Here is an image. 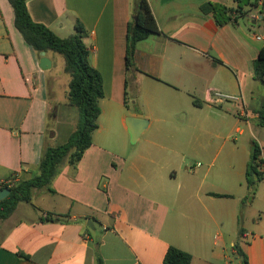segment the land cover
Returning <instances> with one entry per match:
<instances>
[{
    "label": "crops",
    "instance_id": "1",
    "mask_svg": "<svg viewBox=\"0 0 264 264\" xmlns=\"http://www.w3.org/2000/svg\"><path fill=\"white\" fill-rule=\"evenodd\" d=\"M149 2L160 33L138 43V71L127 74L131 0H27L32 19L61 38L84 25L104 98L81 161L62 166L54 192L34 190L0 221V264H164L170 247L191 254V264H241L238 250L248 264H264V178L254 195L246 183L253 142L264 146V126L253 129L264 97L253 69L264 46L261 15L220 26L201 5L231 0ZM46 56L43 70L10 2L0 0V189L36 176L44 150L64 144L63 128L79 121L68 104L71 78L61 86L64 60ZM216 91L241 99L211 101ZM129 116L148 120L142 135L153 128L192 137L126 142ZM232 122L238 142L202 139ZM111 131L123 142L105 140Z\"/></svg>",
    "mask_w": 264,
    "mask_h": 264
},
{
    "label": "trees",
    "instance_id": "2",
    "mask_svg": "<svg viewBox=\"0 0 264 264\" xmlns=\"http://www.w3.org/2000/svg\"><path fill=\"white\" fill-rule=\"evenodd\" d=\"M14 10L15 27L24 40L30 45L38 56L42 52L56 53L63 57L64 71L71 78L68 90V104L79 111V121L75 131L67 142L56 147L44 150L39 172L29 180L21 181L13 187H8L11 193L0 202V221L9 218L20 202H30L34 190L47 189L54 192L51 184L60 173L64 164L76 166L83 158L85 152L92 145L93 133L98 129V118L101 114L100 101L104 98L103 80L98 70L90 63V53L84 42L86 29L78 22L75 26L76 34L61 38L47 26L36 23L28 10L27 0H8ZM233 7L206 2L201 5L203 14H212L220 26L228 22H236L239 16H246V7L251 5V0H231ZM257 2L258 0H254ZM132 17L128 24L126 72L131 74L138 71L135 64V51L139 42L152 35H158L160 28L153 14L149 0H131ZM264 27V9L260 11ZM137 18V19H135ZM255 78L264 85V46L260 49L258 57L253 61ZM57 107L49 114L56 117ZM258 123L264 126V97L257 111ZM264 178V161L261 158V147L256 141L252 145V153L246 171V183L252 195L256 194ZM215 196H220L215 194ZM238 255L243 257L242 264H248L246 254L238 250ZM192 255L170 247L165 255L164 264H191Z\"/></svg>",
    "mask_w": 264,
    "mask_h": 264
},
{
    "label": "rangeland",
    "instance_id": "3",
    "mask_svg": "<svg viewBox=\"0 0 264 264\" xmlns=\"http://www.w3.org/2000/svg\"><path fill=\"white\" fill-rule=\"evenodd\" d=\"M251 5L246 7L247 9V14H251L252 12L255 14H260V11L262 10L260 5H259V1L255 2L254 0H251ZM257 32L264 37V27L262 24L257 26ZM261 45H264V40L260 41ZM59 59L60 61L63 62V57L61 55H59ZM61 86H64V84L66 83V80H69V75L65 74V73H61ZM241 99V97H239ZM132 105H130L131 107ZM132 109V108H131ZM79 112V111H78ZM233 116H235L236 119H238L240 121V123L238 124V127H240V129H245V119L241 118L240 116H238L237 113L234 112ZM72 117V121L74 119L73 115H71ZM80 117V116H79ZM232 124H234V122H232L231 124H228L226 127H224L223 129H220L216 132L209 134L204 133L202 136V139H205V142H225V140L227 142H238L241 137L238 134V132H235V128L236 127H228L231 126ZM77 127V123L75 122V124L71 123L70 125H67V127H64L63 129L65 130L63 132V134H65L62 139H60L58 142H67L70 134L76 129ZM262 126H260L257 122H253V129L254 132H256L257 128H261ZM228 128V129H227ZM225 129V130H224ZM247 131V133H249V130L246 128L245 129ZM190 136H186V132H182L180 130L177 129H172V130H154L153 128L148 129L143 135L142 137L139 139V141L137 142H153V140L160 139L159 141L162 142H186L189 139H191L192 137V133L193 132H188ZM196 133V132H195ZM104 138L105 140L109 141V142H123V137L122 135L119 133V131H111V132H105L104 133ZM126 142H131L130 139V134L126 132ZM203 141V140H202ZM133 146H137V145H133ZM18 184V183H16ZM234 261L238 262V259L236 257H234Z\"/></svg>",
    "mask_w": 264,
    "mask_h": 264
},
{
    "label": "water",
    "instance_id": "4",
    "mask_svg": "<svg viewBox=\"0 0 264 264\" xmlns=\"http://www.w3.org/2000/svg\"><path fill=\"white\" fill-rule=\"evenodd\" d=\"M41 56L42 58L40 60V67L43 70L49 69L51 67V61L47 58L46 52H42ZM125 122H126L127 130L130 134L131 143H136L139 137L142 135V133L147 128L148 120L145 118L129 116L126 118ZM10 193H11V190L8 187L1 188L0 189V202L6 199ZM89 226L92 227L91 221H89ZM240 258H241V264H242L243 257L241 256Z\"/></svg>",
    "mask_w": 264,
    "mask_h": 264
},
{
    "label": "built area",
    "instance_id": "5",
    "mask_svg": "<svg viewBox=\"0 0 264 264\" xmlns=\"http://www.w3.org/2000/svg\"><path fill=\"white\" fill-rule=\"evenodd\" d=\"M258 1H259V5H260L261 9H264V0H258ZM257 40H263V39L260 36H258ZM212 93H211L212 94L211 101H221V100L239 101L240 100L239 98H235V97L230 96V95L222 94V93L217 92V91L212 92ZM261 158L264 161V146H261ZM15 184H16L15 182H10L8 184V186L13 187Z\"/></svg>",
    "mask_w": 264,
    "mask_h": 264
}]
</instances>
